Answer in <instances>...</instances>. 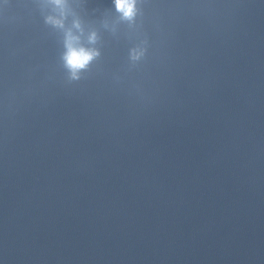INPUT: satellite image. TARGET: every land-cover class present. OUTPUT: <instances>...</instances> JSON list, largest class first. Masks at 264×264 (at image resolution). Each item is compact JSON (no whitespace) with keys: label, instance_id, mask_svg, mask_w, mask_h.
<instances>
[{"label":"clouds","instance_id":"obj_1","mask_svg":"<svg viewBox=\"0 0 264 264\" xmlns=\"http://www.w3.org/2000/svg\"><path fill=\"white\" fill-rule=\"evenodd\" d=\"M55 8L60 9L59 16H48L46 17V23L52 26L64 29L65 28V7L67 0H50ZM115 10L119 13L122 20L132 22L138 14L137 0H113ZM73 28L81 30V25L78 20L73 21ZM97 40L96 33L93 32L88 36V43L95 44ZM64 48L65 51L62 56L65 68L70 74V79L78 80L79 74L86 70L91 62L96 59L100 53L95 48L86 47L81 42L80 35L73 33L72 29L65 30L64 33ZM142 52H138L133 49L131 51V59L136 60L142 55Z\"/></svg>","mask_w":264,"mask_h":264}]
</instances>
